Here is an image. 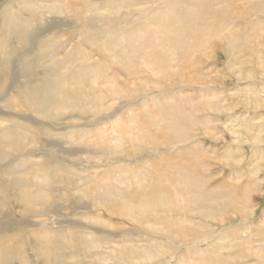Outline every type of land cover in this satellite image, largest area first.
<instances>
[{
    "label": "rangeland",
    "instance_id": "1",
    "mask_svg": "<svg viewBox=\"0 0 264 264\" xmlns=\"http://www.w3.org/2000/svg\"><path fill=\"white\" fill-rule=\"evenodd\" d=\"M180 1L0 0V264H264V182L258 193L239 196L249 183L253 147L237 151L223 126L229 117L239 118L246 134L254 117L264 118V108L254 109V99L245 97L250 95L246 88L264 89V9L255 10L261 0L236 3L239 12L233 19L215 18L221 32L201 50L155 55L154 70L139 67L142 56L131 55L132 40H126L120 55H108L103 48L108 40L98 30L103 23L120 20L114 26L119 32L132 20L137 28L144 23L140 17ZM32 2L58 9L30 12ZM109 11L116 14L102 16ZM230 41L241 43L248 81L232 70ZM83 49L88 53L82 55ZM187 59L193 63L190 71L184 67ZM171 100L197 103L181 135L168 132L172 139L158 145L129 141L126 150L103 140L126 129L136 112L145 114L147 106L154 109ZM213 128L216 134L210 135ZM262 138L264 147V133ZM192 155L200 163L181 186L188 197L200 199L190 212L157 208L154 216L142 219L122 213L130 203L155 202L164 192L162 187L153 190L154 180L140 190L147 170L162 160ZM258 163L257 179L263 180L264 161ZM209 253L232 259L207 261Z\"/></svg>",
    "mask_w": 264,
    "mask_h": 264
},
{
    "label": "bare ground",
    "instance_id": "2",
    "mask_svg": "<svg viewBox=\"0 0 264 264\" xmlns=\"http://www.w3.org/2000/svg\"><path fill=\"white\" fill-rule=\"evenodd\" d=\"M46 1V0H44ZM242 0H182L180 2H175V3H167L166 6L155 12L151 17H140V19H144V23L143 25L141 24V21L139 23V25L141 24L142 26H138L137 28L134 26V21L132 22V20H126V22L124 23V25L126 26H122V28L119 30V32H115V25L116 24H120L119 21H107L108 23L104 24L102 28H99V31H102V33L106 34V39H108L107 41H104L105 43H103V48L104 46L106 47L107 53L108 55H120L119 53V49H121L122 46H124V43L126 42L127 39L132 40L133 45H132V54L131 55H136L135 53H137V55H141L142 57L139 58V67L141 66L142 68L148 69V70H154V68L156 67V62L153 61V58L155 55H160V56H165V55H177L180 50L183 49H187L190 54L197 52L199 50H201L202 48L205 47L206 42L212 38V37H218L217 34H219L220 29L214 25L213 21L215 20V18H219V17H223L224 20H228V19H233L235 17L238 16V10L237 7L235 6L236 3L240 2ZM49 2V1H48ZM69 2V1H68ZM21 3V2H20ZM111 3V2H110ZM114 3V2H113ZM22 4V3H21ZM34 2H32V5H29L27 7V10L34 11V9L36 8L38 11L40 9H43L45 11H52L51 13L55 12L58 8H56L55 6H49L46 7V5H40V6H35L33 5ZM36 4V3H35ZM39 4V2L37 3ZM49 4V3H48ZM56 4V3H55ZM112 4V3H111ZM117 4V3H115ZM240 4V3H239ZM112 6V5H111ZM256 9L258 8H262L264 9V0H261L260 2L257 3L256 5ZM24 7V6H23ZM252 7V6H251ZM22 8V7H21ZM17 9V8H16ZM15 9V10H16ZM77 9V8H76ZM245 9V8H243ZM8 10V8H7ZM25 10V9H24ZM5 11V10H4ZM76 11V10H75ZM78 11V10H77ZM115 11V10H114ZM108 12L105 15L103 14L102 16L108 18V16H111L112 14H114L115 12ZM7 12V11H6ZM23 12V11H22ZM66 12V11H65ZM120 12V11H119ZM251 12L252 9H251ZM20 13V12H19ZM101 13V12H100ZM13 14V12H12ZM116 14V13H115ZM4 15V14H3ZM18 15V14H17ZM131 15V14H130ZM133 15V14H132ZM131 15V16H132ZM118 16V15H116ZM48 17V16H47ZM81 17V16H80ZM103 17V18H104ZM129 17V16H128ZM16 18V17H15ZM21 19V18H20ZM133 19V18H132ZM135 19V18H134ZM222 20V19H220ZM19 21V20H18ZM123 22V21H122ZM226 22V21H225ZM122 24V23H121ZM198 24H203L201 26V28L197 29ZM131 25H133V28H129ZM115 26V27H114ZM132 27V26H131ZM135 28V29H134ZM97 29V28H96ZM93 29V30H96ZM237 29V28H236ZM115 30V31H114ZM118 30V28H117ZM131 30V31H130ZM96 32V31H95ZM89 33V32H88ZM131 36V38H130ZM108 37V38H107ZM183 37V38H182ZM115 38V39H113ZM121 41V42H120ZM95 42V41H93ZM96 43V42H95ZM185 44V46L182 47V49H180V44ZM229 44V43H228ZM94 45V43H93ZM258 46V45H257ZM100 48V47H99ZM227 48V47H226ZM258 48V47H257ZM229 50H231L230 55L233 56V59L235 60L233 62L232 70L233 72L239 77V79L241 81H248L250 80L251 76H250V72H246L245 71V67L248 64V62L246 60L241 59L240 55L242 53V49H241V43L238 45L236 43H233L230 41L229 44ZM245 50V49H244ZM84 52L81 51V54L83 55V53H88L86 50L83 49ZM124 49L122 47V51L123 52ZM135 51V52H134ZM259 51V50H258ZM183 54V53H182ZM124 55H130V54H124ZM151 55V56H150ZM261 55V54H260ZM172 57V56H171ZM170 58V57H169ZM258 58V57H257ZM115 60V59H114ZM257 60V59H256ZM260 62V60H259ZM169 64H171L169 62ZM192 61L187 59L184 61V67L187 70H191L192 68ZM194 66V65H193ZM260 66V65H258ZM138 67V66H137ZM160 69V68H159ZM170 69V68H169ZM184 69V68H183ZM157 71V70H156ZM159 71V70H158ZM162 71V69H161ZM165 71V70H164ZM149 72V71H148ZM264 72V71H263ZM155 73V72H154ZM153 73V75H154ZM159 73V72H158ZM182 73H184L182 71ZM140 74V73H139ZM263 77L264 75L261 74ZM121 76V75H120ZM192 77V76H191ZM181 78V77H180ZM124 80V79H123ZM239 80V81H240ZM121 81V80H120ZM125 81V80H124ZM141 82V81H140ZM146 83V82H145ZM145 85V84H144ZM147 85V84H146ZM183 87V86H182ZM109 88V87H107ZM248 90H246L245 92H248V94L250 95H245V97H252L254 99V105L251 106L256 109L259 110L260 108H264V89L259 93L256 91L254 92V90L252 91L249 88H246ZM244 92V94H245ZM125 93V92H124ZM110 94V93H109ZM108 94V95H109ZM111 94H114L111 92ZM116 95V94H115ZM180 95V94H179ZM113 96H111L112 98ZM101 99V98H100ZM249 100V99H248ZM252 100V99H251ZM243 101V100H242ZM117 102V101H116ZM194 102V101H193ZM197 102V101H196ZM247 103V102H246ZM197 104V103H196ZM195 103H191V102H185V103H181L178 102L177 100H171L168 101L166 103H157L154 104V109H152L150 106H147L145 108L146 112L145 114L140 113V111L136 112L134 116H132L131 118H129V120H127V122L125 123L126 125V129L123 130H119L117 133H111V135L108 133L109 136L106 137V139L104 138L103 140H107V143L113 144L116 143L118 144L117 147H113L114 149H121L124 148L125 144H128L129 141L131 142H140L141 140L145 139L146 141H150L153 144H161L163 139H170L171 136L168 135L169 133H173L177 136L181 135L185 130H187V124H186V117L189 116L196 107ZM249 106V104L247 103L246 106ZM207 108V107H206ZM204 109V108H203ZM229 109V108H228ZM143 110V109H142ZM232 110V109H231ZM255 110V111H256ZM228 111V110H227ZM51 112V111H50ZM231 112V111H230ZM253 112V111H252ZM55 113V112H54ZM58 113V112H57ZM129 114V113H128ZM261 115V114H260ZM190 117V116H189ZM245 118V117H244ZM243 118V120H245ZM260 118V116L258 117ZM255 119V120H254ZM264 120V118H261V120ZM125 120V119H124ZM260 119L257 118H253V124L248 123L249 125L251 124L252 126L248 128V131H250V133H245L243 134V124L239 123V118H234V117H229L226 120L225 125L226 129L228 130V132L230 133V135L232 136V140H233V144L237 145V151H242L245 150L244 146L245 145H250L253 147V153H252V157L250 159V164L248 166L249 168V183L246 186V188H244V190H242L239 193V196H246L248 193H255L257 192V190L259 189L260 183L264 182V178L263 180H258L257 179V175L260 173H257L258 171V165H260L258 163V161L262 162L264 161V147L262 145H259L263 140V133H264V121H261ZM117 121V120H116ZM241 121V119H240ZM261 121V122H260ZM1 122V121H0ZM244 122V121H242ZM114 123V122H113ZM238 123V124H237ZM246 122H244L245 124ZM117 124V123H116ZM123 124V123H121ZM120 124V125H121ZM198 124V122H197ZM246 124V125H248ZM3 125V124H2ZM104 125V124H103ZM124 125V124H123ZM248 125V126H249ZM194 126V125H193ZM239 126V127H238ZM121 127V126H120ZM207 127V126H206ZM115 128V127H114ZM113 128V129H114ZM187 128V129H186ZM225 128V127H224ZM119 129V127L117 128ZM245 129V127H244ZM1 130V129H0ZM108 130V129H107ZM103 131V130H102ZM117 131V130H116ZM242 131V133H241ZM104 132V131H103ZM186 132V131H185ZM188 132V131H187ZM98 133V132H97ZM106 133V132H105ZM209 133V132H208ZM215 128H213V131L210 132V135H215ZM249 134V135H248ZM71 135V134H70ZM95 135V134H94ZM90 136V135H89ZM101 136V135H99ZM106 136V135H105ZM86 137V136H85ZM89 139V138H87ZM100 139V138H98ZM172 139V138H171ZM170 139V140H171ZM80 140V139H79ZM77 140V141H79ZM71 141V140H70ZM73 141V140H72ZM94 141V140H93ZM92 141V142H93ZM80 142V141H79ZM87 142V141H85ZM84 142V143H85ZM95 142V141H94ZM99 142V141H98ZM120 142V143H118ZM144 143V142H143ZM147 143V142H146ZM86 144V143H85ZM101 144V143H100ZM73 145V144H72ZM104 145V144H103ZM114 145V144H113ZM174 148V146H172ZM251 147V149H252ZM171 148V149H173ZM242 148V149H241ZM128 149V148H127ZM124 150H126L124 148ZM141 150V149H140ZM164 150V149H162ZM117 151V150H116ZM131 151V150H130ZM138 151V150H137ZM165 151V150H164ZM246 151V150H245ZM149 152V150H148ZM178 152V151H177ZM191 152V151H190ZM243 152V151H242ZM151 153V152H150ZM150 153H146V154H150ZM156 153V152H155ZM119 154V153H118ZM122 154V153H121ZM152 154V153H151ZM181 154L184 156V154L181 152ZM109 156V155H108ZM137 156V155H135ZM148 156V155H147ZM154 156V154H153ZM178 156V155H177ZM78 157V156H77ZM120 158V156H118ZM128 157V156H127ZM126 157V158H127ZM162 157V156H161ZM135 158V157H134ZM133 158V159H134ZM149 158H151L149 156ZM159 158V157H158ZM233 158V157H232ZM123 159V158H122ZM128 159V158H127ZM201 159V158H200ZM197 155H192V157H188V158H179L176 160H172V161H165L162 160L156 164V166L154 165L153 170H150L149 167V171L147 170V172H145L142 177H141V181H142V185L140 187V190H142V188L146 187L149 188V184L151 183L152 180L155 181L156 184H154L155 186H153V190H159L162 191L164 190V192L158 196L157 198H155L156 200L152 199V201L154 200L155 202L159 203L158 206H156L155 202H146V201H139V202H135V203H130L128 206L124 207V210H121L122 213L125 211V213H127V217L129 214L131 216H135L136 219L137 218H141L143 216H147V215H152L154 216V214L156 213V209L159 208L160 211L163 212H167L168 209H174V210H182V211H186L190 212V209L192 208V206L197 205V203L200 201V199L195 198L193 196L188 197V195L186 193H184V188L183 185L187 184L189 179H188V174L191 173L193 171L194 166L197 163H200ZM203 159V158H202ZM245 159V158H244ZM135 160V159H134ZM233 162L236 163V159H232ZM116 161V160H114ZM120 161V160H119ZM141 161V160H140ZM156 161V160H155ZM154 161V162H155ZM136 162V160H135ZM202 162V161H201ZM243 162V161H242ZM257 162V163H255ZM221 163V161H220ZM121 164V163H120ZM139 164V163H138ZM117 165V164H116ZM122 167H124L123 165H120ZM146 165H144L143 167L145 168ZM151 166V164H150ZM67 167V166H66ZM115 167V166H114ZM133 167V166H131ZM140 168V167H138ZM115 169V168H114ZM113 169V170H114ZM260 169V168H259ZM196 170V169H195ZM115 171V170H114ZM132 170H130L131 172ZM135 171V170H134ZM138 171V170H136ZM248 171V169H247ZM112 172V171H110ZM129 172V173H130ZM114 173V172H112ZM119 173V172H118ZM121 174H123L121 172ZM134 174V173H133ZM142 174V173H141ZM140 174V175H141ZM120 175V174H118ZM138 175V174H137ZM193 175V174H192ZM241 175V174H240ZM108 176V175H106ZM123 176H125L123 174ZM133 176V175H132ZM178 176H180L179 178L181 179H176L178 178ZM33 177V176H32ZM115 177V176H113ZM120 177V176H119ZM198 177V176H197ZM203 177V176H202ZM202 177L200 179H202ZM117 178V177H116ZM40 179V178H39ZM112 179V178H111ZM115 179V178H113ZM174 179L177 180V182L174 181ZM205 179V178H204ZM214 179V178H213ZM37 180V179H36ZM108 180V179H107ZM118 180V179H117ZM148 180H151L150 183L148 182ZM195 179L192 178V181H194ZM203 180V179H202ZM206 180V179H205ZM132 181V180H131ZM140 181V182H141ZM181 181V182H180ZM185 182V183H182ZM112 182V181H110ZM133 182V181H132ZM138 182V180H137ZM203 182V181H202ZM239 182V181H238ZM134 183V182H133ZM109 184V183H108ZM121 184V183H120ZM123 184V183H122ZM130 184V183H129ZM204 184V183H203ZM159 185V186H156ZM161 185V186H160ZM192 185V184H191ZM202 185V183H201ZM200 185V186H201ZM98 186V185H97ZM103 186V184H102ZM106 186V185H105ZM125 186V185H123ZM138 186V185H137ZM140 186V185H139ZM182 186V187H181ZM229 186V185H228ZM95 187V186H94ZM110 187V185H109ZM118 187V186H117ZM134 187V186H133ZM152 187V186H151ZM164 188V189H160V188ZM180 187V188H179ZM196 187V186H195ZM194 187V188H195ZM262 187V185H261ZM97 188V187H96ZM106 187H103L102 189L105 191ZM121 188L123 189V187L121 186ZM125 188V187H124ZM136 188V187H135ZM243 188V187H242ZM32 189V188H31ZM94 189V188H93ZM91 189V190H93ZM107 189V188H106ZM172 192L168 193V190ZM217 189V188H216ZM95 190V189H94ZM93 190V191H94ZM110 190V189H109ZM113 190V189H111ZM116 190V188H115ZM167 190V192H166ZM200 190V189H199ZM226 190V189H225ZM25 191V190H24ZM86 191H88L86 189ZM92 191V192H93ZM103 191V192H104ZM214 191V190H213ZM218 191V190H216ZM261 191V189H260ZM40 192V191H39ZM85 192V191H83ZM82 192V193H83ZM91 192V191H90ZM97 192V191H96ZM100 192V191H98ZM123 192V191H122ZM121 192V194H122ZM126 192H129L126 189ZM197 192V191H196ZM75 193V192H74ZM111 193V192H110ZM258 193V192H257ZM85 196V193H83ZM94 194V192H93ZM92 194V195H93ZM124 194L126 196L125 190H124ZM150 194V193H149ZM197 194V193H196ZM233 194V193H232ZM231 194V195H232ZM97 195V194H96ZM101 195L103 196V194L101 193ZM157 195V194H156ZM156 195H153L154 197H156ZM191 195V193H190ZM193 195V194H192ZM195 195V193H194ZM211 195V194H210ZM220 195V194H219ZM201 196V195H199ZM91 197V196H90ZM112 197V196H111ZM110 197V198H111ZM140 197V196H139ZM152 197V198H154ZM235 197V196H234ZM84 198V197H82ZM89 197H87L88 199ZM98 198V197H97ZM100 198V197H99ZM127 198V196L125 197ZM42 199V198H41ZM46 199V197H45ZM48 199V198H47ZM101 199V198H100ZM106 198H104L105 200ZM117 199V198H116ZM203 199V198H202ZM206 199V197H205ZM204 199V200H205ZM211 199V197H210ZM226 199V198H225ZM224 199V200H225ZM250 199V198H249ZM118 200V199H117ZM128 200V199H127ZM139 200V199H138ZM143 200V199H142ZM203 200V201H204ZM214 201L216 199H213ZM248 200V199H247ZM39 201V200H38ZM120 201H124V200H120ZM132 201V200H131ZM213 201V203H214ZM222 201V198H221ZM241 201V200H240ZM93 202V200H92ZM105 202V201H103ZM238 202V201H237ZM246 202V201H245ZM248 202V201H247ZM202 203V202H201ZM224 203V202H223ZM227 203V202H226ZM240 203V202H239ZM244 203V202H243ZM251 203V202H250ZM93 204V203H92ZM209 204V203H208ZM247 204V203H245ZM244 204V206H245ZM114 205V204H112ZM127 205V204H125ZM233 205V203H232ZM86 206H88V204H86ZM90 206V204H89ZM92 206V205H91ZM219 206V205H218ZM227 206V205H226ZM97 207V206H95ZM92 208V207H91ZM113 208V207H112ZM122 208V207H121ZM195 208V207H194ZM225 208V207H224ZM244 208V207H243ZM248 207H245V209L247 210ZM250 208V206H249ZM206 209V208H205ZM112 210V209H111ZM173 210V211H174ZM118 211V210H117ZM211 211V210H210ZM248 211V210H247ZM93 212V211H92ZM197 212V211H196ZM212 212V211H211ZM209 212V213H211ZM238 212V211H237ZM240 212V211H239ZM242 212V211H241ZM249 212V211H248ZM172 213V212H171ZM195 213V212H194ZM204 213V212H203ZM202 213V214H203ZM207 213V212H206ZM223 213V212H222ZM119 214V213H118ZM117 214V215H118ZM164 214V213H163ZM169 214V213H168ZM175 214V213H174ZM173 214V215H174ZM198 214V213H196ZM126 215V214H124ZM160 215V214H159ZM184 215V214H183ZM120 216H122L120 214ZM161 216V215H160ZM188 216V215H187ZM212 216V215H211ZM223 216V215H222ZM244 216V215H243ZM124 217V216H123ZM213 217V216H212ZM263 217V216H262ZM167 218V217H166ZM165 218V219H166ZM175 218V217H174ZM142 219V218H141ZM132 220V219H131ZM184 221V216L183 219ZM181 220V221H182ZM146 221V220H145ZM153 221V219H152ZM101 222V221H100ZM132 222V221H131ZM136 222V221H135ZM177 222V221H176ZM91 223V222H90ZM147 222H144L143 224H146ZM161 224V223H159ZM189 224V223H188ZM155 225V224H152ZM159 226V225H158ZM148 227V225H147ZM191 227V225H190ZM85 228V227H84ZM94 228V227H93ZM155 230V227L151 226V229ZM207 229V228H206ZM89 230V229H88ZM96 231V230H95ZM94 231V233H95ZM193 232V231H192ZM97 233V232H96ZM102 233V232H101ZM100 233V234H101ZM158 233V232H157ZM185 233V231H184ZM98 234V233H97ZM190 234V233H189ZM201 234V233H200ZM232 234V233H231ZM52 235V234H51ZM96 235V234H95ZM235 235V234H234ZM94 236V235H93ZM92 236V237H93ZM183 236V235H182ZM88 237V235H87ZM195 237V236H194ZM124 238V236H123ZM68 239V238H67ZM194 239V238H193ZM218 239V238H217ZM57 240V239H56ZM62 240V239H61ZM97 240V239H96ZM47 241V240H46ZM89 241V239H88ZM120 242L121 239H120ZM125 241H123L124 243ZM48 243V242H47ZM89 243V242H88ZM97 244V243H95ZM93 244V245H95ZM116 245V244H115ZM125 245V244H124ZM123 246V245H122ZM95 247V246H94ZM115 247V246H114ZM118 247V246H117ZM96 248V247H95ZM131 248V246H130ZM136 248V247H135ZM139 248V247H138ZM90 249V248H89ZM94 249V248H93ZM119 250V249H118ZM44 251V250H43ZM48 251V250H47ZM123 251V249H122ZM144 251V250H143ZM88 252V251H87ZM99 252V251H98ZM112 252V250H111ZM136 252V251H135ZM139 252V251H138ZM97 253V252H96ZM163 253V252H162ZM164 254V253H163ZM113 255V254H112ZM146 255V254H145ZM158 255V254H157ZM205 256V255H204ZM201 257V260L205 261L206 258L205 257ZM130 257V256H129ZM214 257V259L212 258ZM142 258V257H141ZM161 258V257H160ZM231 258L230 256L227 258L221 257V256H217V255H210L208 256L207 261L213 260L214 262H228L229 259ZM257 258V257H256ZM93 259H97L94 258ZM114 259V258H113ZM232 259V258H231ZM230 259V260H231ZM264 259V257L262 258ZM103 260V259H101ZM234 260V258H233ZM132 261V260H131ZM164 261V260H163ZM206 261V262H207ZM107 262V260L105 261ZM141 262V261H140ZM146 262V261H145ZM144 262V264H145ZM148 262V261H147ZM166 263V262H165ZM211 263V262H210ZM134 264V263H133ZM224 264V263H223Z\"/></svg>",
    "mask_w": 264,
    "mask_h": 264
}]
</instances>
